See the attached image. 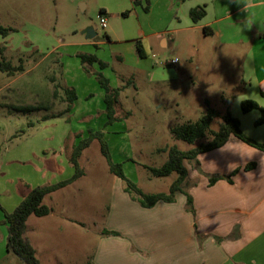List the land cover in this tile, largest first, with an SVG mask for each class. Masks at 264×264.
<instances>
[{
	"label": "rangeland",
	"instance_id": "rangeland-1",
	"mask_svg": "<svg viewBox=\"0 0 264 264\" xmlns=\"http://www.w3.org/2000/svg\"><path fill=\"white\" fill-rule=\"evenodd\" d=\"M169 1L0 0V26L10 29L6 36L0 35V58L23 65V71L13 76L0 72V264H25L6 250L3 211L15 208L24 186L29 190L73 173L68 159L74 139L101 131L112 160L122 163L130 181L145 194L167 193L176 174L156 177L144 166L162 165L167 152L159 149L166 146L192 147L174 139L169 130L196 121L205 111L206 100L223 113L228 98L243 125L248 120L249 127L254 126L251 116H259L258 111L240 112L239 99H252L240 82L242 49L225 47L213 37L204 40L201 31L188 44L184 33L172 32L177 21L175 9L166 5ZM100 9L105 28L99 24ZM88 28L95 32L91 39L86 38ZM158 31L167 38L166 47L154 36ZM136 39L148 41L145 57L137 55ZM235 53L238 58L233 60ZM80 54L95 55L106 67L100 68L98 62L82 65ZM172 60L176 63L171 65ZM97 72L111 88H119L114 105L118 119L111 123L105 116ZM65 88L75 89L73 111L67 109ZM219 121L213 119L210 129L217 130ZM208 140L206 136L201 141ZM43 153L59 169H48L44 159L40 164ZM77 161L82 176L44 197L42 203L51 213L30 215L27 220L36 226L28 234L26 229L25 236L35 245L40 264L92 263L99 239L122 237V232L137 234L140 229L134 218L151 214L131 200L124 182L109 172L97 139ZM6 187L9 191L1 192ZM166 234L151 240L153 249L155 244H164L166 250L175 249L171 242L181 245L180 232ZM55 243L53 254L47 246Z\"/></svg>",
	"mask_w": 264,
	"mask_h": 264
},
{
	"label": "crops",
	"instance_id": "crops-1",
	"mask_svg": "<svg viewBox=\"0 0 264 264\" xmlns=\"http://www.w3.org/2000/svg\"><path fill=\"white\" fill-rule=\"evenodd\" d=\"M166 5L175 9L173 18L177 22L172 32L184 33L188 44L192 45L194 36L201 31L200 37L204 40L213 37L219 44L226 45L225 47L232 48L238 45L242 49L243 55L242 59L240 58L242 90L264 107V99L260 96V92L264 91V38L260 37L264 32V0H182L181 2L170 0ZM195 6H203L205 15L197 22H192L188 12ZM203 28H209L206 30L207 34L203 32ZM155 34L161 45L166 47L168 40L164 33L158 31ZM169 37L174 39L172 35ZM136 41L140 42L145 57L150 49L148 41L141 42L136 39L135 47ZM232 57L236 60L237 53ZM170 64L174 63L170 61ZM247 79H251L253 84ZM74 102L70 111L74 109ZM229 111L240 121L243 133L255 141H264V124L249 127L248 120H245L244 126L236 108L229 106ZM257 116L253 114L252 120ZM114 117L118 119V116ZM76 141L74 139L72 143ZM240 143L249 146L230 135L222 146L199 153L196 158L202 173L190 175L191 168L185 163L186 182L196 181L194 186L187 189L192 198L194 214L185 209V196L181 192L175 194L173 202L159 201L150 208H143L151 214L134 218L137 229H140L139 232L133 235L122 232V237L105 236L106 238L99 239L91 253L92 263L264 264V151L255 148V153L247 157L223 147L229 144L239 146ZM45 155L46 153L41 154L40 164L44 159V165H49L48 169L52 170L54 167L59 169L58 163L54 161L51 164ZM203 161L214 163L215 168L211 169L212 165L204 164ZM233 163L238 166L232 168ZM249 163L254 164L253 168L244 170L243 167ZM236 169L237 172L231 175ZM210 174L230 176L231 181L219 179L209 186L207 175ZM29 190L24 186L21 197H24ZM8 191L6 187L1 192ZM26 226L27 234L35 231V225L26 221ZM168 232H180L183 236L181 245L171 242L175 249L166 250L164 244L159 246L155 244L153 249L154 243L151 240L165 237ZM28 241L31 242L36 254L35 245L30 239ZM57 247L56 243L47 246L51 253ZM38 260L41 262L40 259Z\"/></svg>",
	"mask_w": 264,
	"mask_h": 264
},
{
	"label": "trees",
	"instance_id": "trees-1",
	"mask_svg": "<svg viewBox=\"0 0 264 264\" xmlns=\"http://www.w3.org/2000/svg\"><path fill=\"white\" fill-rule=\"evenodd\" d=\"M103 10L100 9L99 14H102ZM126 15L125 13H123ZM189 18L192 22H197L204 15L205 11L203 6H195L189 9ZM209 28H203V32ZM10 29L0 26V35L6 36ZM210 31V30H209ZM211 33V32H210ZM261 38H264V32L260 34ZM2 49V48H1ZM136 51L140 57H143V51L139 41H136ZM80 63L82 65H92L94 62H98L100 68L106 67V64L97 59L92 54H80ZM21 62V61H20ZM23 71L22 63L13 65L10 61L0 58V72L6 73L8 76H13L18 72ZM97 81L101 88L104 90L103 104L104 112L107 119V123H111L116 118L114 117L115 109L114 105L117 101L119 88H111L109 86V80L101 73H96ZM54 95H57V85H54ZM64 96L67 102L68 108L72 107V103L76 99V92L73 88H65ZM260 96L264 99V91L260 92ZM224 112L219 113L217 110L209 106V102L205 101V111L196 121H187L186 123L177 124L170 128L169 132L174 139L184 141L190 145L191 148L181 150L176 145L166 146L159 149V151L167 152L166 160L159 167L144 166L150 174L156 177H165L171 173H175V179L169 184L167 193L157 192L145 194L139 187L132 181H130L123 172L122 163H117L112 160L107 142L104 140L103 133L101 131H89L87 137L77 140L71 150L69 156V162L71 163L74 171L72 175L64 180L39 185L31 188L27 194L19 201L15 208L10 213H4V223L7 227L6 237V250L14 253L25 264H40V261L35 255V250L25 236L27 229L26 221L30 215L37 217L46 216L50 213V208L42 203L44 197L58 189L63 188L69 183L73 182L80 176L83 171L78 165V158L81 152L89 146L92 140L97 139L100 145V153L105 158L108 165L109 172L124 182V191L129 195L131 200L135 201L139 206L143 208H150L157 202H173L175 194L181 192L185 196V209L194 214V208L192 205V198L187 192L189 187L196 184V181L188 183L187 180V168L185 162H190L191 166H195L199 173L202 171L199 168L197 162V155L204 151H209L222 146L230 135L235 136L244 143L252 146L258 150L264 151V141L258 142L249 138L240 127V121L231 115L229 111V99L224 98ZM240 110L242 113H248L252 110H257L259 116L254 120V126L264 124V107L260 106L255 100L244 99L240 101ZM219 118V124L217 130L210 129V124L213 119ZM206 136L209 140L202 142L201 140ZM200 141L198 144H195ZM254 166L253 163L246 164L243 169L249 170ZM238 169L234 170L231 175H234ZM208 185H212L219 179L230 180V176L223 175H207ZM113 235H118L117 232H111ZM85 264H92L90 261Z\"/></svg>",
	"mask_w": 264,
	"mask_h": 264
},
{
	"label": "clouds",
	"instance_id": "clouds-1",
	"mask_svg": "<svg viewBox=\"0 0 264 264\" xmlns=\"http://www.w3.org/2000/svg\"><path fill=\"white\" fill-rule=\"evenodd\" d=\"M244 7H247V6L244 5ZM245 26H247V24H245ZM177 60H179V59H177ZM247 80H250L251 83L253 84V81L251 79H247ZM239 100H244V99H239ZM223 147L224 148H227V149H232L233 151L240 153L241 156H247V157H251L255 153V151H256L254 147H252V146H245L244 144H241V143H240L239 146L229 144V145H225ZM203 163L204 164H211L212 165L211 169H214L215 168V164L212 163V162H205V161H203ZM237 166L238 165L235 164V163H233L231 165L232 168H236ZM198 171L199 170L196 169L195 166H194V164H193L192 168L189 169V174L190 175H195Z\"/></svg>",
	"mask_w": 264,
	"mask_h": 264
},
{
	"label": "built area",
	"instance_id": "built-area-1",
	"mask_svg": "<svg viewBox=\"0 0 264 264\" xmlns=\"http://www.w3.org/2000/svg\"><path fill=\"white\" fill-rule=\"evenodd\" d=\"M99 24L102 28L106 26V19L101 14H99ZM171 63H176V60H172Z\"/></svg>",
	"mask_w": 264,
	"mask_h": 264
},
{
	"label": "water",
	"instance_id": "water-1",
	"mask_svg": "<svg viewBox=\"0 0 264 264\" xmlns=\"http://www.w3.org/2000/svg\"><path fill=\"white\" fill-rule=\"evenodd\" d=\"M94 35H95V32L91 28H88L87 33H86V37L91 38Z\"/></svg>",
	"mask_w": 264,
	"mask_h": 264
}]
</instances>
